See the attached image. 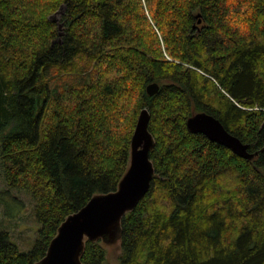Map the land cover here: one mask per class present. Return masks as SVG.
I'll use <instances>...</instances> for the list:
<instances>
[{"label":"trees","instance_id":"obj_1","mask_svg":"<svg viewBox=\"0 0 264 264\" xmlns=\"http://www.w3.org/2000/svg\"><path fill=\"white\" fill-rule=\"evenodd\" d=\"M144 107L158 175L122 219L120 264H264V0H0L4 177L41 224L28 252L1 231L0 264H34L69 214L118 188ZM199 111L258 154L191 132ZM81 259L107 249L86 240Z\"/></svg>","mask_w":264,"mask_h":264},{"label":"water","instance_id":"obj_2","mask_svg":"<svg viewBox=\"0 0 264 264\" xmlns=\"http://www.w3.org/2000/svg\"><path fill=\"white\" fill-rule=\"evenodd\" d=\"M66 5L50 15L58 22L59 36L64 24L59 15ZM200 21V20H199ZM61 41V38H58ZM160 84L156 81L147 85V93L157 94ZM151 119L147 107L141 109L131 139L129 165L121 177L118 188L113 191L94 194L77 211L69 214L58 227L44 256L34 264H84L81 256L86 240H101L105 244L119 242L123 217L132 211L149 192L152 181L157 177L151 152L155 138L149 129ZM187 127L193 133H201L211 141L222 144L246 159L254 158L258 152H251L249 144L230 132L219 118L206 111L193 113L187 120Z\"/></svg>","mask_w":264,"mask_h":264},{"label":"rangeland","instance_id":"obj_3","mask_svg":"<svg viewBox=\"0 0 264 264\" xmlns=\"http://www.w3.org/2000/svg\"><path fill=\"white\" fill-rule=\"evenodd\" d=\"M61 17V15H59ZM0 143V232L7 231L10 239L23 252L33 249L39 238L41 224L35 212L34 199L23 188L11 187L4 177ZM107 259L105 264H120L121 248L118 243L105 244Z\"/></svg>","mask_w":264,"mask_h":264}]
</instances>
